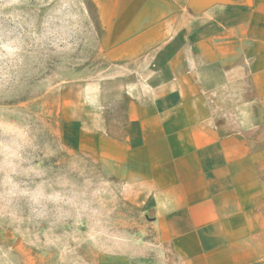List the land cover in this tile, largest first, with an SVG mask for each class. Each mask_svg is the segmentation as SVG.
Returning <instances> with one entry per match:
<instances>
[{
  "label": "crops",
  "instance_id": "0c3cea01",
  "mask_svg": "<svg viewBox=\"0 0 264 264\" xmlns=\"http://www.w3.org/2000/svg\"><path fill=\"white\" fill-rule=\"evenodd\" d=\"M93 1L106 58L136 64L115 117L86 86L61 138L137 194L155 232L107 264H264V0Z\"/></svg>",
  "mask_w": 264,
  "mask_h": 264
},
{
  "label": "rangeland",
  "instance_id": "374dc122",
  "mask_svg": "<svg viewBox=\"0 0 264 264\" xmlns=\"http://www.w3.org/2000/svg\"><path fill=\"white\" fill-rule=\"evenodd\" d=\"M102 35L93 0H0V264H107L152 247L140 197L61 138L86 86L120 112L116 85L136 63H110Z\"/></svg>",
  "mask_w": 264,
  "mask_h": 264
}]
</instances>
